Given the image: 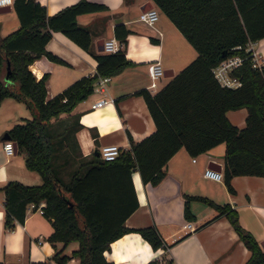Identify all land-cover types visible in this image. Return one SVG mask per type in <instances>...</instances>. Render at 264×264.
Masks as SVG:
<instances>
[{"label":"trees","instance_id":"1","mask_svg":"<svg viewBox=\"0 0 264 264\" xmlns=\"http://www.w3.org/2000/svg\"><path fill=\"white\" fill-rule=\"evenodd\" d=\"M196 47L197 54L155 92L147 87L142 93L156 122V128L140 139L130 135V146L121 147L114 158L82 159L68 179L57 171L53 160L59 132H52L51 119L71 110L94 89L101 74H112L133 60L126 55L125 43L130 27L115 24V35L123 41L117 50L93 51L89 27L81 24L82 11L106 8L97 0H77L54 13H48L40 0H14L20 25L0 34V100L8 94L25 100L32 116L16 121L7 129L25 151L29 168L38 170L42 181L30 183L10 178L3 185L6 193L5 226L24 220L28 205L38 206L51 218L49 239L57 245L53 258L65 262L78 256L77 264H115L105 254L113 239L137 229L154 247L166 245L154 224L130 226L127 216L138 206L139 197L132 171L137 168L144 182H155L165 173V163L182 145L195 155L225 141L224 179L234 189L232 177L237 173L264 174V66H254L250 40L264 36V0H155ZM52 29H61L96 56L97 70L83 74L61 91L47 97L45 71L37 76L30 63L38 56L64 61L47 48ZM242 55L230 69L241 82L223 83L214 67L225 57ZM246 106L243 125L233 122L227 110ZM80 123V122H79ZM74 124H69V127ZM58 144V145H59ZM58 147V146H57ZM58 149V148H57ZM197 197L214 205L218 213L231 219L250 254L247 264H264V246L239 220L236 207L229 201L218 202L204 194L187 193L184 211L192 217L190 199ZM77 240L70 253L66 245ZM23 264H53L50 260H27ZM149 264H169V260L152 258Z\"/></svg>","mask_w":264,"mask_h":264},{"label":"crops","instance_id":"2","mask_svg":"<svg viewBox=\"0 0 264 264\" xmlns=\"http://www.w3.org/2000/svg\"><path fill=\"white\" fill-rule=\"evenodd\" d=\"M40 1L46 5L48 13H54L77 0ZM97 1L107 7L78 14L79 22L91 30L92 50H104L105 39L116 36L115 24L123 21L130 27L126 55L133 61L109 74L104 89L94 88L71 110L52 117L50 128L52 132H59L62 148L53 163L64 179L71 176L82 159L93 157V152L100 153L103 144L115 142L129 147L130 135L140 139L152 132L156 122L144 95L136 90L147 87L155 92L197 54L196 47L162 10L154 23L139 18L142 9L157 5L155 0ZM19 25L14 4L0 10L1 35ZM252 44L264 52V36L252 40ZM46 46L64 59L59 61L42 54L30 63L37 76L48 72L47 97L61 91L77 77L97 70L94 53L61 29H52ZM156 58L173 73L164 74L153 86L149 62ZM101 97L106 100L92 106V102ZM227 114L233 122L243 125L247 108H230ZM32 115L31 106L15 95L8 94L0 100V264H23L39 259L61 264L52 256L63 242L57 241L55 245L49 239L53 224L39 207L44 200L38 206L30 202L24 220L16 219L12 227L5 226V182L10 178L30 183L42 181L41 173L26 165L25 151L19 149L18 144L13 153H8L4 147L7 129ZM69 124L74 125L69 127ZM225 148V141H220L193 155L182 145L169 157L164 175L155 182H144L140 171L133 169L139 204L127 216L126 224L156 225L166 245L154 247L139 230L131 229L111 241L104 251L106 256L115 264H149L152 258L169 260V264H247L250 250L227 214L218 213L214 205L197 197L189 201L193 216L187 217L184 211L187 193L204 194L221 203L229 201L237 208L240 222L260 243L264 241V174L237 173L232 177L234 189L228 187L224 178L205 174L207 166L224 170ZM188 219L195 222L194 229L184 226ZM77 245L78 241L72 240L64 251L70 253Z\"/></svg>","mask_w":264,"mask_h":264},{"label":"built area","instance_id":"3","mask_svg":"<svg viewBox=\"0 0 264 264\" xmlns=\"http://www.w3.org/2000/svg\"><path fill=\"white\" fill-rule=\"evenodd\" d=\"M14 0H0V5L3 4H13ZM160 14V9L158 5H151L145 9H142L139 13V18L148 23H154ZM123 45V41H121L117 36H112L106 38L104 41V48L106 50H117ZM247 49L252 50V61L253 65L262 68L264 66V52H261L253 47L252 40H250L247 45ZM242 60V55L233 54L223 58L215 67L214 70L216 75L223 83L237 85L241 82V80L230 73V69L238 64ZM149 71L151 75L150 84L156 86L158 84V80L165 74V67L159 58L153 59L149 62ZM110 78L109 74H101L95 80L94 88L96 89H104L106 84ZM105 97L98 98L92 102V106H97L102 104L105 101ZM4 147L8 153H13L15 151V140L12 137H7L4 140ZM121 151V146L118 143L111 142L103 144L100 148V154L104 158H114ZM205 174L215 177V178H224V172L220 169H216L211 166H207L205 168ZM40 209H42V204L39 205ZM184 226L187 229H194L196 227L195 222L192 219H188ZM79 262L78 256H71L65 262H60L61 264H77Z\"/></svg>","mask_w":264,"mask_h":264},{"label":"water","instance_id":"4","mask_svg":"<svg viewBox=\"0 0 264 264\" xmlns=\"http://www.w3.org/2000/svg\"><path fill=\"white\" fill-rule=\"evenodd\" d=\"M11 6V4H3V5H0V10H4V9H9ZM173 73V70H168V68H165V74H171ZM8 137H9V134H6ZM15 145L17 147V141H15ZM96 151H98L96 149ZM262 245L264 246V241H261Z\"/></svg>","mask_w":264,"mask_h":264},{"label":"rangeland","instance_id":"5","mask_svg":"<svg viewBox=\"0 0 264 264\" xmlns=\"http://www.w3.org/2000/svg\"><path fill=\"white\" fill-rule=\"evenodd\" d=\"M246 121V120H245ZM54 127H55V125H54ZM58 127V126H57ZM59 128V127H58ZM59 141V140H58ZM59 143L57 142L56 143V145H55V155L57 154H59V152H60V150H62V148H60V144L58 145ZM58 146V147H57ZM58 148V149H57ZM56 155V156H57ZM56 156H55V158H56Z\"/></svg>","mask_w":264,"mask_h":264}]
</instances>
